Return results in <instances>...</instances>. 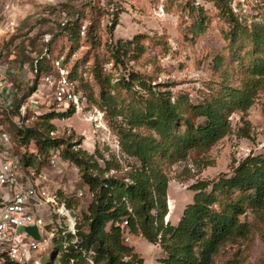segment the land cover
<instances>
[{"label":"trees","instance_id":"trees-1","mask_svg":"<svg viewBox=\"0 0 264 264\" xmlns=\"http://www.w3.org/2000/svg\"><path fill=\"white\" fill-rule=\"evenodd\" d=\"M204 1L212 2L228 22L224 38L229 49L236 55L234 47L240 41L251 45V49L244 53L250 60L238 84L228 83L225 73L219 89L198 103L192 102L188 94L175 96L162 83H153L151 77L132 68L126 74L120 72L112 83L113 76L106 72L104 64L111 61L114 68L126 69L130 61H138L144 55L143 41L148 36L136 34L128 40L110 39L102 44L98 34L100 19L110 15L107 31L111 35L123 11L121 2L90 0L83 4L93 14L88 35L95 50L89 71L98 87L97 97L92 92L89 97L109 120L121 154L129 159L125 167L114 155L106 159L97 148L94 153L81 148L83 136H75L74 132L53 134L56 127L52 120L73 116V106L62 111L41 114L27 111L21 115V102L36 88L40 73L48 69L42 58L38 60L37 73H33V84L23 91L17 86L12 108L0 118V134L9 133L13 153L23 166H34L39 171L48 161L49 153L58 150L60 159L78 169L88 192L92 193L83 212H80L79 198H65L66 205L76 215L75 243L71 242L70 234H62V226L47 224L48 229L57 228L52 238V257L43 264L58 261L59 264H88L89 251L93 252V264H143V258L125 243V229L159 247V264H214L227 244L237 243L249 235L252 223L241 219L244 212L249 211L255 221L264 220V152L247 155L231 167V174L221 173L212 181L197 180L189 185L192 199L184 206L177 223L165 220L167 169L185 160L191 152H208L230 133L231 114L241 113L242 118L257 94L264 90V21L247 25L239 21L229 0ZM192 11L191 33L195 37L204 31L205 24L203 9ZM84 17V9L76 10L61 27V34L69 41V52L63 62L79 47ZM1 47L2 58L7 56V49L11 61L19 59L16 44L8 42L7 47L5 44ZM221 60L222 56H216L215 70L220 69ZM10 71L8 78L14 75V70ZM68 78L82 81L77 63ZM7 113L11 114V120L5 117ZM31 143L35 150L29 149ZM64 241L68 242L66 247Z\"/></svg>","mask_w":264,"mask_h":264},{"label":"rangeland","instance_id":"rangeland-1","mask_svg":"<svg viewBox=\"0 0 264 264\" xmlns=\"http://www.w3.org/2000/svg\"><path fill=\"white\" fill-rule=\"evenodd\" d=\"M89 1L0 0V46L5 44L7 47L8 42L14 43L19 54L18 60L11 61L7 53L9 50L5 49L7 56L0 61L1 65L5 64L6 76L11 73V69L14 70V75L11 78L7 77L13 93L16 92L18 85L19 90L23 91L33 84L35 77L31 69L34 60L42 58L47 63V70L52 73L57 72L56 60L60 61L67 74L77 63L82 81L75 79L73 82L76 91L84 95L86 102L81 106V111L75 112L73 116L67 119H53L52 122L56 127L53 134L61 136L74 132L75 136H83L81 148L89 153H94L97 148L106 159L114 155L125 167L129 159L121 154L109 120L94 99L89 97L91 92L94 98L98 95V87L89 71L95 50L88 35L93 14L89 11V7L83 5L88 4ZM119 1L123 11L111 35L107 31L110 15L105 14L100 19L98 34L102 44L110 39L128 40L136 34H145L148 37L143 41L146 46L144 55L138 61H130L126 69L122 66L114 68L111 61L104 64L106 72L113 76L112 83L116 81L120 72L126 74L132 68L151 77L153 83H162L175 96L188 94L189 99L194 103L217 91L224 81L225 73L228 75L226 80L228 83L238 84L244 69L249 64V56L244 53L251 49V45L239 40L240 42L234 47L237 51L236 55L229 49L228 41L224 38V33L228 30V22L212 2ZM229 4L242 23L250 25L253 22L264 21V0H229ZM199 7L203 9L205 29L193 37L192 10L195 11ZM83 9L85 17L81 20L79 47L68 56L67 61L63 62V58L69 52V41L67 36L61 34V27L68 17L74 16L76 10L81 12ZM216 56H222L219 70L214 68ZM37 78L38 84L40 76ZM86 82H88L87 86H85ZM241 116V113L231 114L230 133L208 152L203 154L191 152L185 160L167 169L168 214L165 220L168 218L169 222L177 223L184 206L192 199L193 191L188 188L189 185L197 180L212 181L221 173L231 174V167L247 155L264 152V90L257 94L253 105L242 118ZM5 117L11 118V114L7 113ZM240 132L246 133L241 135ZM5 138L8 152L15 153V150L12 151L13 142L9 133H6ZM29 149L35 150L33 143L30 144ZM99 161L102 164V161ZM204 162L210 164L205 166ZM56 164V167H47L49 182L54 186L63 184L74 190L81 189L84 195L78 204L80 212L85 211L90 197L88 186L80 178L78 169L59 158ZM241 219H247L252 223L249 235L237 243L227 244L216 256L214 264H261L264 261V220L255 221L249 211L244 212ZM46 221H50V217L46 218ZM124 241L134 248L136 255L143 258L146 264H159L157 258L161 256V251L157 245L149 243L140 235L128 233L126 229ZM52 253V245H46L30 263H46L51 259Z\"/></svg>","mask_w":264,"mask_h":264},{"label":"built area","instance_id":"built-area-1","mask_svg":"<svg viewBox=\"0 0 264 264\" xmlns=\"http://www.w3.org/2000/svg\"><path fill=\"white\" fill-rule=\"evenodd\" d=\"M1 54L0 46V59H3ZM37 65L38 60H34L33 73H37ZM55 65L56 73L47 69L40 73V82L21 102V115L27 111L34 114L62 111L70 106L75 112L81 111L86 102L84 95L76 91L74 82L68 78L59 60ZM13 96L5 64L1 65L0 61V118L4 111L9 112L12 108ZM6 133L0 134V264H31L39 251L46 245H52L57 227L48 229L47 224L62 226V234H70L72 243L77 241L75 211L66 205L65 198L80 199L84 192L49 182L46 170L48 166L56 167L57 159H60L58 150L51 152L46 164L38 171L34 166H23L16 154L8 152ZM88 196L92 197V193L88 192ZM48 217L50 221H46ZM123 224L126 225L125 220ZM28 226H36L38 239L25 231ZM63 245L66 247L68 242L64 241ZM92 256V251L86 254L88 264H93Z\"/></svg>","mask_w":264,"mask_h":264},{"label":"water","instance_id":"water-1","mask_svg":"<svg viewBox=\"0 0 264 264\" xmlns=\"http://www.w3.org/2000/svg\"><path fill=\"white\" fill-rule=\"evenodd\" d=\"M167 204H168V202H167ZM71 215L73 216L74 213L72 212ZM166 221H168V218H166ZM25 231L27 233H29L30 235H32L34 238H36V239L39 238L36 226H28V227L25 228Z\"/></svg>","mask_w":264,"mask_h":264},{"label":"crops","instance_id":"crops-1","mask_svg":"<svg viewBox=\"0 0 264 264\" xmlns=\"http://www.w3.org/2000/svg\"><path fill=\"white\" fill-rule=\"evenodd\" d=\"M90 150H91V149H89V151H90ZM144 264H146L145 261H144Z\"/></svg>","mask_w":264,"mask_h":264},{"label":"bare ground","instance_id":"bare-ground-1","mask_svg":"<svg viewBox=\"0 0 264 264\" xmlns=\"http://www.w3.org/2000/svg\"><path fill=\"white\" fill-rule=\"evenodd\" d=\"M171 206V205H170Z\"/></svg>","mask_w":264,"mask_h":264}]
</instances>
